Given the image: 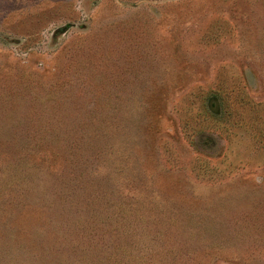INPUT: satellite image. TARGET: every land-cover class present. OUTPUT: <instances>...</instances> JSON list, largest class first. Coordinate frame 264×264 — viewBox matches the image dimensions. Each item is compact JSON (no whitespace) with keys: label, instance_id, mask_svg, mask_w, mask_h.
Listing matches in <instances>:
<instances>
[{"label":"rangeland","instance_id":"obj_1","mask_svg":"<svg viewBox=\"0 0 264 264\" xmlns=\"http://www.w3.org/2000/svg\"><path fill=\"white\" fill-rule=\"evenodd\" d=\"M0 264H264V0H0Z\"/></svg>","mask_w":264,"mask_h":264}]
</instances>
